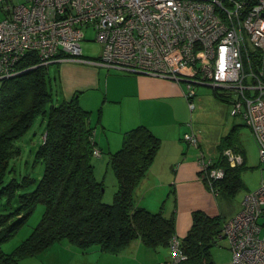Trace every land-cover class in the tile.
Here are the masks:
<instances>
[{
  "label": "built area",
  "instance_id": "built-area-1",
  "mask_svg": "<svg viewBox=\"0 0 264 264\" xmlns=\"http://www.w3.org/2000/svg\"><path fill=\"white\" fill-rule=\"evenodd\" d=\"M0 11V80L38 65L88 62L184 83L190 109L195 85H209L230 98V114L251 129L264 161V0H0ZM88 28L101 44L97 60L81 54ZM25 57L37 63L20 69ZM183 139L197 146L193 132ZM197 163L209 186L224 174L201 152ZM221 235L231 264H264V179L224 220ZM170 252L158 264L186 259L176 236Z\"/></svg>",
  "mask_w": 264,
  "mask_h": 264
},
{
  "label": "trees",
  "instance_id": "trees-1",
  "mask_svg": "<svg viewBox=\"0 0 264 264\" xmlns=\"http://www.w3.org/2000/svg\"><path fill=\"white\" fill-rule=\"evenodd\" d=\"M36 63L25 57L18 67L24 69ZM52 81L59 88L57 77L48 72V65H38L1 80L0 242L24 222L38 203L44 205V211L19 245L10 252L0 251V264L19 263L63 239L83 251L95 245L109 254L123 251L134 240L154 250L160 247L170 250L172 237L176 236L174 214L165 215L162 206L151 211L138 206L135 199V189L154 161L160 138L143 124L123 133L121 146L109 153L108 158L117 189L112 201L104 202L103 182L97 179L94 169V158L102 157V152L95 144L90 111L80 106L77 93L65 100L58 96V91L55 98ZM214 94L226 100L227 96L215 89ZM37 118L45 121L35 156L43 163V173L35 187L24 192L34 184V178L24 175L20 180H7L6 176L12 170L10 162L20 153L15 141ZM233 140L231 132L222 136L218 143L219 157L211 159L210 167L221 168L223 176L213 180L211 186L202 179L212 193L218 188L230 195L241 185L239 171L243 163L231 166L224 152L230 149L241 157V149L233 147ZM94 149L99 156L93 153ZM13 203L17 205L13 207ZM225 219L202 210L192 211L190 228L179 238L186 254L181 264H213L210 248L222 236ZM169 258L170 254L164 260Z\"/></svg>",
  "mask_w": 264,
  "mask_h": 264
},
{
  "label": "rangeland",
  "instance_id": "rangeland-1",
  "mask_svg": "<svg viewBox=\"0 0 264 264\" xmlns=\"http://www.w3.org/2000/svg\"><path fill=\"white\" fill-rule=\"evenodd\" d=\"M2 19L3 14L0 11V20ZM94 35L93 29H86L85 38L80 42V46L83 57L97 60L101 51V44L94 40ZM57 64L58 63H51L48 65V72L50 76L57 77L58 84ZM101 71L104 72L103 76H105V79L108 76L107 72L111 74H129L105 66H101ZM52 82L56 98L58 91L59 96L62 94V90L60 87L58 88V85H54V81ZM180 84L187 91L186 84ZM106 85L109 86L110 90L112 86L119 88L123 85V82L109 79V82H106ZM194 90L193 109L188 107V101L184 97V101L174 100L172 110L150 104L147 106V109H145V107L140 108L142 110L141 113L136 114H139V118L148 122L153 121V119L156 120V118L161 119L160 117H163L162 119H165V122L171 121L176 126V130L181 137L184 132L193 131L197 138L198 148H195L194 145H190L182 138L181 144L183 150H197L199 153H203L206 159H217L219 157L218 143L220 137L225 136L230 132L233 134V147L238 146L241 149V153L239 154L241 155L239 165L243 163L240 165L239 171L241 185L238 186L235 193L230 195L218 188L215 193H212L215 198L216 215L228 218L240 209L241 201L245 193L255 189L260 181L264 179V161L260 160L258 145L253 137L251 129L243 123V119L240 115L233 116L230 114V98L226 97L225 100L217 97L214 94V89L209 85L197 84L195 85ZM184 91L185 90H183V92ZM85 97L88 98L86 99ZM79 99L80 106L90 111L92 125L94 126L99 119L100 122H106L112 132H114V126L112 124H115L120 119L136 112V110H134L135 108L130 106H128V109H124L126 108L125 105H123L124 108H119L120 105L118 103L110 102V97L105 98L100 91H88L82 94ZM102 105H104V107H102ZM154 125L156 133H162L161 128L157 124ZM44 131L45 121H42L41 118H37L28 131L15 141V145L19 147L20 153L10 162L12 170L7 174L6 179L9 180L15 178L16 180H20L24 175L34 178V184L25 189L24 192L32 190L43 173V163L36 159L35 156L36 150L44 135ZM111 135H113V133H111ZM228 151L229 154L225 153L227 159L230 158V155L234 154L230 149H228ZM101 155L102 157L94 158L95 175L97 179L102 180L103 182L104 190L102 200L106 203H110L113 194L117 189V181L113 170L108 164L109 153L107 150H103ZM237 164V162L232 160L230 162L231 166ZM2 203L3 201H0V210L2 208ZM16 205L17 203H13V207ZM43 211L44 205L38 203L33 211L26 217L24 222L12 232L6 240L0 242V251L10 252L19 245L39 222ZM51 246L49 252L47 251L48 249L45 248L46 251L43 250L41 253L37 254V261L47 262V260H49L48 263L59 262V264H137V262H135V259L137 258L136 255L132 257L131 252L128 253V249H125L123 252H118L119 255H109V253L103 252L105 255L101 257L98 252L99 248L95 245H92L86 251H83L80 247L71 244L67 239H63ZM210 254L213 264H231V252L225 237H219L217 239L216 243L210 248ZM141 255L142 254H139V256ZM50 259H52L51 262ZM148 261H150V263H155L152 259H149Z\"/></svg>",
  "mask_w": 264,
  "mask_h": 264
},
{
  "label": "crops",
  "instance_id": "crops-1",
  "mask_svg": "<svg viewBox=\"0 0 264 264\" xmlns=\"http://www.w3.org/2000/svg\"><path fill=\"white\" fill-rule=\"evenodd\" d=\"M57 66L58 84L62 90L60 98L70 100L77 93L78 100H80V96L88 91H100L105 98L110 97V102L118 103L121 109L124 108L123 105L126 106L124 109H128V106L135 108L134 114L112 124L114 132L106 122H100L98 119L93 126L90 120V124L94 127L95 144L101 152L103 150H107L108 153L116 151L121 146L123 133L140 124L147 126L152 133L160 138V148L154 161L135 189L138 206L151 211H156L162 206L165 215L169 216L173 213L175 235L178 238H182L190 228L192 211L202 210L209 215H216L214 195L202 182L198 172L199 152L183 150L181 144L183 136H179L176 126L171 121L165 122V119L160 117L161 119L156 118V120L148 122L136 114L141 113L140 108L147 109L150 104L172 110L174 100L184 101L182 95L184 88L181 84L160 77L130 73L111 74L107 72L108 76L106 75L105 79L101 66L88 62L64 60ZM109 79L121 81L123 85L119 88L112 86L109 90V86L106 85ZM153 123L161 128L164 135L156 133ZM51 247L46 248L48 252ZM125 249H128V253L131 252L132 257L136 255L135 262L137 264H157L168 258L170 254L169 247H160L154 250L145 246L140 240L132 241ZM44 251L46 250L44 249ZM98 252L101 257L105 255L100 250ZM117 254L119 255V253ZM139 254L142 255L139 256ZM149 259L155 263H150ZM48 261H37L36 254V256H27L19 263L13 264H59V262L48 263Z\"/></svg>",
  "mask_w": 264,
  "mask_h": 264
},
{
  "label": "water",
  "instance_id": "water-1",
  "mask_svg": "<svg viewBox=\"0 0 264 264\" xmlns=\"http://www.w3.org/2000/svg\"><path fill=\"white\" fill-rule=\"evenodd\" d=\"M54 63H56V62H54ZM103 190V189H102Z\"/></svg>",
  "mask_w": 264,
  "mask_h": 264
}]
</instances>
